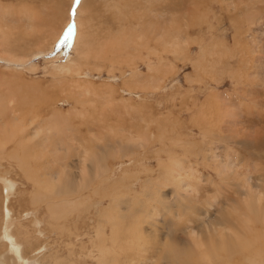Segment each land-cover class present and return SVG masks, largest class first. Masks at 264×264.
<instances>
[{"label":"rangeland","instance_id":"obj_1","mask_svg":"<svg viewBox=\"0 0 264 264\" xmlns=\"http://www.w3.org/2000/svg\"><path fill=\"white\" fill-rule=\"evenodd\" d=\"M263 222L264 0H0L6 264V228L30 264H264Z\"/></svg>","mask_w":264,"mask_h":264},{"label":"bare ground","instance_id":"obj_2","mask_svg":"<svg viewBox=\"0 0 264 264\" xmlns=\"http://www.w3.org/2000/svg\"><path fill=\"white\" fill-rule=\"evenodd\" d=\"M76 32H77V30H76ZM77 34V33H76ZM76 38V37H75ZM48 129V128H47ZM49 131V130H48ZM14 132V131H13ZM18 132V131H17ZM10 133V132H9ZM9 133H8V135H9ZM5 134H7V132L5 133ZM44 136V135H43ZM41 137V143L44 141H46L45 140V136L44 137ZM8 139V138H7ZM22 141L23 140H25L24 139V137L23 138H20ZM20 142V141H19ZM17 143V142H16ZM23 143V142H22ZM6 144V143H5ZM4 144V145H5ZM20 145H21V143H19ZM43 144V143H42ZM4 145H2V146H4ZM5 147H6V145H5ZM15 148V147H14ZM23 148V147H22ZM4 150H5V148H4ZM2 152V151H1ZM2 153H4V152H2ZM5 154H6V151H5ZM2 155V154H1ZM88 168H87V166L83 163V167H82V169H81V185L82 186H84V183H85V181H86V179L87 180H91V178H89L88 179V177H87V173H86V170H87ZM94 169V168H93ZM177 170V169H176ZM175 169H172V172H175L176 171ZM181 171V170H180ZM176 172H178V170L176 171ZM3 180V179H2ZM5 180H8V179H4L3 180V182L2 183H4V185H5V192H7L8 194H9V196H12L13 194H14V191H13V188H12V183H9V182H7V181H5ZM9 181V180H8ZM93 181V180H92ZM91 181V182H92ZM89 183V182H88ZM91 184V183H90ZM93 185V184H92ZM131 186H132V184H131ZM75 191V190H74ZM252 191V190H251ZM39 192V191H38ZM84 192V191H83ZM33 193H35V192H33ZM32 193V194H33ZM76 193V192H75ZM80 193V192H79ZM35 194H37V193H35ZM34 194V195H35ZM40 194V193H39ZM40 196V195H39ZM42 196V195H41ZM15 199V198H14ZM17 199V198H16ZM31 199H33V196H32V198ZM38 199V198H37ZM82 199V198H81ZM39 200V199H38ZM37 200V201H38ZM50 201V200H49ZM9 202V201H8ZM83 202V201H82ZM81 202V203H82ZM87 202V201H86ZM85 202V203H86ZM12 203V202H11ZM71 202L70 201H68V200H64V202H61V203H59V204H57L56 206H60V205H68V204H70ZM84 203V204H85ZM71 204H73V203H71ZM70 204V205H71ZM49 206H51L50 204H48ZM83 205V204H82ZM62 207V206H61ZM74 207V206H73ZM55 207L53 206L50 210H52V209H54ZM60 208V207H59ZM86 208V207H85ZM9 209H11V208H9ZM50 214H52L53 212L52 211H50L49 212ZM49 214V215H50ZM54 214H55V212H54ZM11 215V214H10ZM51 216V215H50ZM54 216V215H53ZM36 218V217H35ZM39 218V217H38ZM37 219V218H36ZM58 219V218H57ZM56 219V220H57ZM16 220V219H15ZM12 223V220L11 219H9V224H11ZM20 223V222H19ZM264 223V222H263ZM37 225H40V224H38L37 223ZM263 227H264V225H263ZM23 228V227H22ZM27 233V232H26ZM196 233V232H195ZM194 232H193V234H195ZM264 233V232H263ZM104 234V233H103ZM260 235L262 234V233H259ZM29 234H27V236H28ZM256 235H258V234H256ZM260 235H258V238H256V237H253V238H256L257 239V241H259L258 239L262 236H260ZM38 236V235H37ZM191 236V235H190ZM195 236V235H194ZM260 236V237H259ZM4 237H5V239H6V241L8 242V243H10V249H9V251H8V253L9 254H13V256L15 257V261H17V262H15V264H30L29 262H27L26 261V258L25 257H23L22 256V246L19 244V243H16L15 242V240H14V238L10 235V232H9V228H6L5 229V235H4ZM196 237H197V235H196ZM263 237H264V235H263ZM191 238V237H190ZM194 238V237H193ZM255 239V240H256ZM252 241V240H251ZM3 242V241H2ZM7 245V244H6ZM26 245V244H25ZM103 248V247H102ZM6 249V248H5ZM5 257V256H4ZM28 259V258H27ZM254 261V260H253ZM252 261V262H253ZM0 264H6V261H4L3 260V257H0Z\"/></svg>","mask_w":264,"mask_h":264}]
</instances>
